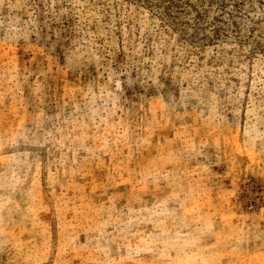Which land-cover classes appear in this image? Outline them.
I'll return each mask as SVG.
<instances>
[{
	"label": "rangeland",
	"instance_id": "1",
	"mask_svg": "<svg viewBox=\"0 0 264 264\" xmlns=\"http://www.w3.org/2000/svg\"><path fill=\"white\" fill-rule=\"evenodd\" d=\"M0 264H264V0H0Z\"/></svg>",
	"mask_w": 264,
	"mask_h": 264
}]
</instances>
